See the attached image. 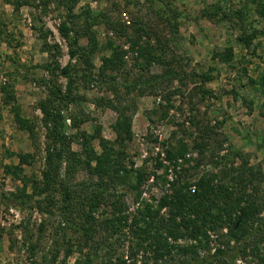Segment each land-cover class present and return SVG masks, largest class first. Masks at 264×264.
I'll return each instance as SVG.
<instances>
[{
  "label": "rangeland",
  "instance_id": "rangeland-1",
  "mask_svg": "<svg viewBox=\"0 0 264 264\" xmlns=\"http://www.w3.org/2000/svg\"><path fill=\"white\" fill-rule=\"evenodd\" d=\"M263 8L264 0H0V264H132L129 239L109 235L111 195H123L126 213L155 206L180 166L194 184L208 172L240 174L244 162L263 208ZM85 10L101 19L92 53ZM119 112L130 121L124 165L150 176L139 195L107 180L97 195L94 157L102 139L114 142ZM182 144L185 154L168 160ZM218 234L198 255L221 247L222 264H245L227 228ZM143 260L199 264L180 254L139 253L136 264Z\"/></svg>",
  "mask_w": 264,
  "mask_h": 264
},
{
  "label": "trees",
  "instance_id": "trees-1",
  "mask_svg": "<svg viewBox=\"0 0 264 264\" xmlns=\"http://www.w3.org/2000/svg\"><path fill=\"white\" fill-rule=\"evenodd\" d=\"M260 16L264 17V8L260 10ZM99 18V15L85 10L83 30L91 53L97 47L92 27L101 22ZM262 33L264 35V32ZM121 59V55L113 58ZM113 60L104 59V66L113 64ZM119 115L120 118L112 125L116 137L114 142L102 139L101 152L94 157V173L99 178L95 187L97 195L103 193L102 183L106 185V180L112 189L123 184L139 195L137 186L150 176L144 170L134 169L133 165L130 168L124 165L126 154L123 147H119L131 139L130 121L122 112H119ZM186 151V145L182 144L178 150H167V158L172 162L176 157H182ZM225 170H221L219 175L212 172L203 174L191 184L184 176L187 168L180 166L174 169V179L167 182L168 187L155 206L145 203L141 207L137 206L132 213H126L123 195L112 193V216L105 220L109 226L108 231L111 232L109 235L120 234L129 239L131 246L128 257L133 259L132 264H136L139 253L144 256L148 254L155 261L180 254L191 256L192 260L199 264H222L220 257L227 252L221 247L217 248L214 254H207L206 258L200 257L198 253L201 249L209 248V233L219 237V229L225 226L228 237L237 245L233 252L237 251L245 264H264V216L257 219L264 207L260 206L256 196L257 188L252 185L257 176L251 177V168L244 162L235 171L240 174L226 177ZM155 177L156 180L160 178L156 174ZM163 181L166 183L165 177ZM258 181H261V177H258ZM247 187H251L250 192L255 191L252 194L253 199L247 195ZM163 209L165 210L162 211ZM249 221L252 223L248 227ZM182 239L185 240L184 244L179 243ZM145 263L146 260L141 262ZM72 264L93 263L90 258H78ZM119 264H125V261L120 260Z\"/></svg>",
  "mask_w": 264,
  "mask_h": 264
}]
</instances>
